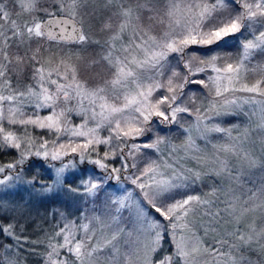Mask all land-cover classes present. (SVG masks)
I'll return each instance as SVG.
<instances>
[{
  "label": "snow or ice",
  "instance_id": "obj_1",
  "mask_svg": "<svg viewBox=\"0 0 264 264\" xmlns=\"http://www.w3.org/2000/svg\"><path fill=\"white\" fill-rule=\"evenodd\" d=\"M11 2L15 3V0H11ZM81 2L82 0H70V6L75 9ZM115 2L117 0H108L109 4ZM8 3L9 0H0V56H2L3 61L10 64L11 61L6 50L9 42L23 43L25 36L31 40L33 37H43L45 33L39 22L33 21L30 26L26 22L21 26L11 19L12 13L8 10ZM118 3V10L113 13L117 22H111L110 18V21L104 26L105 30L113 33L106 55L101 57L112 70V78L105 81L104 86L88 90L85 85L78 81L77 71L71 66H66L63 71L58 66L48 72L43 67L37 68L35 75L38 77L39 91L34 90V85L28 86L25 92L18 88L12 90L11 82L4 81L3 87L9 89L10 94H0V121L7 119L8 124L24 126V135H17L0 125V147L20 150L19 160L0 166V173H4L6 169L16 168L17 164L25 163L30 155L43 156L51 160H62L64 156L78 154L81 163H91L104 170L109 177L115 175L116 179H119V173L122 170L135 169L138 174L133 173L128 178L140 191L137 193L139 199L132 202V213L138 222L145 224L150 230L161 228L165 232L170 230L174 246V250L169 254L158 255L155 261H149L148 264H200L201 258L205 256L212 257V260L206 261V264H213V262L214 264H221L225 257L231 260L232 264H251L247 257L241 256L237 262L236 257L230 253L222 252L220 247L227 244V241H217L210 247H204L203 242L194 235L188 239H185L183 235L178 237V230L192 231L189 214L193 211V206L206 205L209 201L202 200L199 196L186 195L181 192L180 189L186 187L183 183L186 177L181 172L176 171L172 164L145 161V166L141 169L137 162L129 163L128 157L135 161L137 153L142 148H157L163 142V138L157 137L152 143H129V141H135L150 130L149 126L153 123L154 117L157 118V123L170 124L177 122L178 114L189 113L187 106H181L185 85H203L214 92L216 98L223 97L225 93L236 91L253 94L244 102L260 105L261 118L264 120V99H256L257 96L264 98V88L261 87V84H264V79L256 81L250 87L247 85L240 89L234 87V81L239 80L243 60L235 65L229 63L217 66L218 56L200 59L197 55H189L186 51L190 46H202L201 50L211 51L210 46L226 45L229 37L235 38L237 33L242 35L245 28L251 29L260 18H264V0H212L211 3L209 0H135V7L126 6V0H118ZM161 4L164 5V10L158 22L164 24L167 20L168 30L159 36L152 35V22L156 21L158 6ZM21 7L24 11L30 12L36 8V0H22ZM236 9L239 11L236 15H232ZM133 20L137 22L138 26L133 24ZM144 20L149 23L145 25L142 23ZM5 24L11 29L10 35L3 31ZM129 28H132L129 43L116 49V42L123 38ZM72 30L80 42H87L86 36L75 28ZM251 35L252 39L242 44L245 60L255 50L264 51V31H260L259 35L253 31ZM49 38L54 39L52 36ZM171 53L178 54L177 67H183L185 70L183 74L175 68L168 67V56ZM31 59H35V57H31ZM61 65H64V61H61ZM208 69L217 75L207 77V82L193 79L197 73H206ZM7 71V66H3L0 70V77H5ZM53 72L57 76H63L66 82L60 83L51 79ZM46 84L54 85L55 90L50 91ZM107 86L122 93L115 98L120 101L119 106L108 102L106 95H102ZM161 90L163 94L159 98H154V93ZM25 95L35 98L33 102L36 108H48L51 114L44 117L36 115L34 119L31 117L27 119L16 118L17 113L23 116L20 108L15 105L18 101H22ZM79 97L88 101L89 107L82 109V111L90 113V115L84 124L69 129L66 126L65 113L73 109L67 108L66 105ZM78 102L83 104V100ZM227 103L235 104L236 100L227 101ZM9 104L13 106H9ZM58 107L61 108L60 111H56ZM209 110L214 111L215 104H212ZM196 112L197 119H201L199 109ZM216 114L220 115V113ZM89 121L95 122V127H88ZM28 125L47 129L57 136L70 133L71 137H83L84 140L81 143L73 144L70 139L67 145L60 143L56 150H49V141L42 140L37 150L32 152L31 146L35 144V141L27 134ZM101 127L108 129V135L104 138L97 135V131ZM261 127L264 129V125ZM210 130L227 131L219 127ZM51 143L55 145L57 141L53 140ZM101 144L115 145V147L109 148L101 156L97 148ZM125 148L127 149V156L124 154ZM221 151L237 154L234 145L231 147L223 146ZM92 153H96L95 159H90ZM116 157L120 158V167H111L107 161ZM242 158L247 159V154H244ZM221 163L223 165L221 172L230 173L226 162ZM75 167L74 163H67L55 168L53 187L56 185L63 186L65 181L70 179L64 176L65 169ZM192 175L197 179L199 178L198 173ZM71 176L77 177L78 173L73 172ZM10 179L12 177L5 175L3 179H0V185L7 184ZM15 179H20L19 174L16 175ZM29 183H41V181L33 177ZM100 188L101 184L89 178L80 179L75 187H68L66 190L70 193H79L83 189L85 194L94 195ZM42 189L49 190L43 185ZM260 191H264V189ZM249 192H251L250 195L244 194L246 195L245 204L253 201L258 195L257 192L251 190ZM177 196L184 198L176 199ZM233 199L238 201L239 197ZM128 200H130V195L117 196L112 203L117 206L116 210L119 212L121 209L129 207L126 203ZM228 207L233 212L236 210L233 203H230ZM241 207V214L255 209V206L249 208L241 205ZM155 214H158L166 223L157 220ZM15 227L13 224L7 226L0 224V236H12ZM82 228L86 233L90 231L87 224L82 225ZM55 235L63 236L64 242L53 244L50 239L49 248L51 251L47 254V264H68L67 260L53 259L54 255H58L59 248H66L74 256L73 264H77V262L78 264H92L93 261L99 264L102 255L115 259L119 254L117 247L120 236L119 229L113 232L110 237H106L102 243L91 245L87 241L92 240V236H88L87 240L73 242L70 235L65 234V228H61ZM233 235L240 242L242 248L250 249L257 255L264 253V244H261L259 248H252L254 242L264 239V230L248 235L247 238L239 230ZM161 239L160 231H155V240L153 241L155 247H149L150 252L157 251ZM16 240L19 243L20 237L16 236ZM229 248H237V245H229ZM0 264H19V261H14L9 256L0 258Z\"/></svg>",
  "mask_w": 264,
  "mask_h": 264
},
{
  "label": "rangeland",
  "instance_id": "obj_2",
  "mask_svg": "<svg viewBox=\"0 0 264 264\" xmlns=\"http://www.w3.org/2000/svg\"><path fill=\"white\" fill-rule=\"evenodd\" d=\"M93 1V2H91ZM57 4L56 9L60 14L54 15H63L68 16L69 18L74 19L81 27L82 34L86 36L87 42H80L79 40L74 41L78 42L81 47H76L73 51L70 48H60V46L51 47L47 42L37 43V45L30 47V44L33 43L32 40L39 39V37H33L31 40L24 37V42H9L7 47V53L10 60V48L15 47L17 50L19 46L24 47V53L20 54L19 57H26L28 61V73L27 78L24 80L19 79L22 75H14L13 78L9 75L8 71L5 77H0V94L9 95L10 90L3 87L4 81H10L12 85V90L19 89L22 92L27 90L28 86H35L34 90L39 91V82L38 77L35 75V70L37 68L43 67L46 72L52 71L60 66L61 71L66 66H71L72 68L77 69L79 58L84 52L95 53V56L86 57L85 64L87 67L93 68L98 66L97 73L95 74L96 78L93 83H87L80 77L78 81L85 85L88 90H94L99 86H104V82L112 78V70L109 68L108 64L101 59L102 56L106 55L109 44L111 43L110 37L113 35L112 32L105 30V24L110 21L116 23V17L113 16L118 10V0L115 3L109 4L108 0H82L81 4L73 9L70 6V0H54ZM211 3L212 0H209ZM22 0H15V3H12L9 0L8 10L11 15V19L15 20L18 24L23 26L26 22L30 26L33 21L41 23L37 19L36 15L27 14V11H24L21 7ZM99 3L105 8L109 9V15L103 26H100L96 31L97 34L85 32L83 23L81 22V12L83 11L82 7L84 4ZM131 5L135 7V1L129 2L126 0V6ZM231 8V6H230ZM164 5L161 4L158 6V11L160 16L163 15ZM239 10V9H238ZM236 11V10H235ZM232 12V15L237 13ZM156 17L158 23L157 32H151L152 35L159 36L162 32L167 31V20L164 24H160L159 18ZM47 18V17H46ZM145 20L142 23L145 24ZM133 24L137 25V22L133 20ZM255 24L253 27H256ZM138 26V25H137ZM257 33L264 31V26L259 25ZM253 27L251 29L245 28L243 30L244 34H236L240 36V50L239 57L234 62L228 60H223L221 58V52L217 49L211 51H197L202 46H190L186 51L189 55L195 54L200 59H208L211 56H218L217 66H222L226 64H239L243 60V65L239 73V80L234 81V87L240 89L243 86H252L259 80L258 77H255L251 72V67L249 63L251 62V57L254 54V51L251 56L246 60L244 59V50L242 44L247 42V40L252 39L251 33L253 32ZM90 29L93 28L89 26ZM258 28V27H256ZM3 31L11 34L10 27L5 24ZM256 34V33H255ZM132 35V28H129L128 32L124 34L123 38L116 42V49L121 48L122 45H127L129 43V38ZM256 35H259L256 34ZM38 41V40H37ZM19 45V46H18ZM197 47V50L191 48ZM211 47V46H210ZM85 51H81V50ZM18 56V55H16ZM35 59H31V57ZM178 54L171 53L168 56V67L175 68L184 73L182 66L177 67ZM61 61H64V65H61ZM95 62V63H94ZM3 66H8V62L3 61L2 56H0V70ZM80 67L82 65L80 64ZM77 71V70H76ZM217 73L208 69L206 73H197L193 79L196 80H205L207 82V77H215ZM51 79L57 80L60 83H65L63 76H57L53 72ZM49 87L50 91L55 90L54 85L46 84ZM264 88V85L262 86ZM163 94L162 90L154 93V98H159ZM102 95H106L108 102L115 103L119 106L120 101L116 100L117 96L122 95L119 90H113L110 86L105 87V92ZM253 94L236 91L225 93L223 97L216 98L214 92L210 91L209 88L204 87L200 84H190L185 85L184 88V97L181 106H187L189 108V113H180L178 114L177 122L160 124L157 123V118H153V123L149 126L150 130L145 132V134L135 141H129V143L145 144L154 142L157 137L163 138V142L160 143L157 148H142L139 153H137L136 160L133 161L131 157H128L129 163L137 162L138 166L142 169L145 166V161H156L157 163H167L172 164L176 171L181 172L183 176L186 177L184 184L186 188H191V186H196L199 188V192L188 193L186 195L199 196L202 200L209 201L206 205H194L193 211L189 214V220L191 221L192 231L187 230H178L177 236L183 235L185 239L192 237H198L202 242L204 247H210L213 244H216L217 241H227L223 247H220V250L225 253H230V255L236 257L237 262L241 256L247 257L248 261L251 264H256L258 262L257 258H252L249 253L252 251L250 249H244L240 246V242L236 240V237L233 235L234 232L239 230L243 232L245 238L248 235H253L254 233H259L262 231V224H258L257 214L260 213L262 208V203L260 208L242 213V207H249L248 204H245L246 195H250L252 192H257L259 186L252 188L250 186L244 185L242 181V176L247 174L249 170V177L252 176V171H260L261 166H264V129L261 125H264V120L261 118L260 105L245 103ZM257 100L264 99L257 96ZM34 97L24 96L22 101H18L15 105L20 108V111L23 113V116H20L19 113L16 114V118L27 119L29 117L36 118V115L44 117L50 115L51 112L48 108H36ZM83 100L81 105L78 101ZM236 100L235 104L227 103V101ZM212 104H215V110L210 111ZM9 106H13L9 104ZM67 108L73 109L72 111H67L65 113L66 126L69 129L76 128L79 125L84 124V121L88 119L90 113H84L82 109L88 108L89 104L87 100H84L83 97L73 99L66 105ZM199 109V115L201 119H197L196 110ZM61 108H57L56 111H60ZM97 111L99 109L97 108ZM216 113H220L217 115ZM5 115L7 116V110L5 109ZM230 119L226 124L223 125L222 121L225 118ZM231 117V118H230ZM99 119V118H98ZM226 120V119H225ZM0 125L4 126L6 129L15 132L17 135H24V126L16 124H8L7 119L0 121ZM88 127H95V122L89 121ZM222 128L227 131L225 132H216L211 131L213 128ZM86 130V129H84ZM27 134L35 141V144L31 146L32 152H35L39 147V144L42 140H48L49 150H56L60 143L68 144L71 139L73 144L83 142V137H71L70 133H65L63 135L57 136L50 133L47 129H40L39 127L28 125ZM97 135L100 138H104L108 135L107 127H101L97 131ZM57 141L55 145L51 141ZM235 146L236 153L223 152L221 148L223 146ZM115 147V145H98L99 154L102 156L106 150L109 148ZM121 147H123L121 145ZM2 148V147H1ZM14 149V148H13ZM16 153L20 150L15 149ZM125 156H127V149L124 150ZM244 154H247V159L242 158ZM31 156V155H30ZM34 156V155H32ZM37 157V156H34ZM20 158V157H19ZM44 160L50 179L43 186L49 190L45 191L42 189V185L35 186L32 188V191H39L41 194H50L53 191H63L67 189L68 186L74 187L71 185L72 181L76 184L79 183L80 179H89L91 178L94 182L101 184V188L94 195H87L83 192V189L80 190L79 194L82 192V196H85L84 204L81 208V211L78 216V220H69L64 221L62 228H65V234H69L73 242L77 240H87L88 236H92V240H88V244L93 243L99 244L102 243L106 237H110L113 232H116L117 229L120 230L119 244V254L112 259L108 256H101L99 264H148L149 261H155L158 258V255H166L168 250L173 251L174 246L172 244V238L170 230L165 232L163 228L157 230H150L143 223H140L136 220L134 214L132 213L131 206L132 202L139 199L137 193L140 191L136 188L135 185L131 183V180L128 178L136 173L135 169L129 168L127 171H121L119 173V179L115 178V175L109 177L104 170L99 169L97 166L91 163H81L78 154H70L64 156L62 160H51L50 158H44L43 156L38 157ZM96 153H92L90 159H95ZM111 167H120V158H111L107 161ZM226 162L229 172H221L222 163ZM74 163L75 168H66L64 172L65 177H69L63 186L56 185L53 187L55 181V168L61 167L63 164ZM163 170V169H162ZM77 172V177H72L71 174ZM198 173L199 178L197 179L192 174ZM219 173V174H218ZM257 173V177L261 183L264 180V168ZM138 174V173H136ZM5 175L12 177L7 184L0 185V202L1 205L5 208H8L9 199L14 206V201L11 198V192L15 188L19 189L28 185L26 181L20 176V179H15V175H10L9 173H0V179H3ZM28 181V180H27ZM184 188V187H183ZM196 190V189H195ZM130 200L126 201L129 205L127 209H121L117 212V206L112 203L117 196H129ZM257 196H261L259 193ZM239 197V200H234L233 198ZM25 201L28 200V196L24 197ZM2 201H6L5 204ZM33 201V200H31ZM230 203L235 205V211L233 212L231 208L228 207ZM256 206V202L254 203ZM253 206V207H254ZM97 207V208H96ZM252 208V207H250ZM19 212L22 213L21 219L24 222H28L31 218L38 216L40 219L43 218V212L41 209L33 202H27L26 205L19 206ZM36 217L37 220L40 219ZM161 223H166L162 221ZM89 225V232H85L82 228V225ZM67 226V227H65ZM38 227L35 226L34 230H37ZM56 230L50 233V236L47 237L46 241L44 237L35 239L34 244H39L36 248H29L28 243L24 248L23 242H17L15 235L9 236L13 241L11 244H6L2 250V258H7L11 256L13 260H18L19 264H30L28 261V256H33L34 258L39 257V264H47L48 262V252L51 251L49 248V241L53 244L63 243V236H56L55 233L59 232ZM155 231H160L162 239L160 241V247L157 248L156 252H150L149 247H155L153 241L155 240ZM234 231V232H233ZM167 234V241L163 244V237ZM8 236V235H7ZM14 237V238H13ZM236 244L237 248H229V245ZM261 244H264V240L259 242H254L252 248H259ZM168 246L170 248H168ZM239 249V250H237ZM254 253V252H253ZM256 254V253H254ZM70 259H67V256ZM257 255V254H256ZM263 258V254L257 255ZM54 260H67L69 262H74V256L67 251L66 248H59L58 255L53 256ZM212 260L211 256H205L201 258L200 264H206V261ZM78 264V262H77ZM92 264H96V261H93ZM214 264V262H213ZM221 264H232L231 260H228L227 257L221 261Z\"/></svg>",
  "mask_w": 264,
  "mask_h": 264
},
{
  "label": "trees",
  "instance_id": "obj_3",
  "mask_svg": "<svg viewBox=\"0 0 264 264\" xmlns=\"http://www.w3.org/2000/svg\"><path fill=\"white\" fill-rule=\"evenodd\" d=\"M95 1V0H94ZM98 1V0H97ZM135 0H128L129 2H133ZM93 2V1H91ZM100 2V0H99ZM101 3V2H100ZM56 3L54 0H36V8L32 11H27V14L30 13L31 15H36L37 19L42 21L46 17H49L50 15L54 14H60L56 9ZM83 11L81 12V22L84 25L85 32L93 34H97V29L100 26H103L105 21L108 18L109 9L105 8L103 5L99 3H95V5H92V3L84 4L82 7ZM46 10V11H45ZM239 10L236 9L235 13H237ZM234 12V11H233ZM159 13V11H157ZM147 15V14H145ZM157 16H160V14H157ZM145 25H147L149 22L145 20ZM153 30L155 33L157 32L158 23L157 21H153ZM256 27H253V31L257 33L258 29H260L259 25H264V18H260ZM91 26L95 32L92 31V29L89 28ZM240 34V33H237ZM244 34V32H243ZM38 40V41H37ZM33 43L30 44V47H33L37 45V43H45L47 42L49 46H60V48H70L71 51H73L77 46L79 45L78 42H67L57 39H50L49 37L43 36L39 37V39L32 40ZM19 46V45H18ZM18 50L15 47L10 48V52L12 53V57L10 55V61L11 63H8V73L11 76V78L14 77V75H22L19 79L24 80L27 78L28 73V61L26 57H19L20 54L24 53V47L19 46L17 47ZM193 50H197L198 48H191ZM217 49L221 52V58L223 60H228L230 62H234L239 57V50H240V36L236 35L235 38L229 37L228 43L226 45H222L220 47H216L215 45L211 46V50ZM82 52L85 50H81ZM197 51H203L201 48H199ZM81 54L82 56L79 58L78 66H77V74L78 77L86 81L87 83H95L94 79L96 78L95 74L97 73V69L99 68L97 65L93 68H90L86 66L85 58L86 57H93L95 56V53L92 52H84ZM18 55V56H16ZM251 62L249 63L251 67V72L255 77H258L259 80L264 79V51L256 50L254 54L251 57ZM80 64L82 67H80ZM262 86L264 84H261ZM231 118V117H230ZM226 119V120H225ZM222 121V124L225 125L226 121L228 120V123H230V119L225 118ZM19 160V155L16 153L15 149L13 148H1L0 147V166H5L9 163H15ZM264 168V166H261V169ZM260 169V171H261ZM260 171H252L253 175L249 177V170L247 171V174H244L242 176V181L244 182V185L250 186L252 188H255V186H259L257 193H259L261 196H257L253 201H250L248 203L249 208L254 206V203L256 202L255 208L258 209L261 206L262 208L260 210V213L257 214V221L258 224H262V230H264V191H260L264 189V180L263 183L260 182V180L257 177V173L254 172H260ZM4 173H9L10 175H17L21 176L28 185H22L24 186V189L22 187H19V189L15 188L13 192H11V198L14 201V206L11 203V199H9L8 208H5L1 205L0 202V224H3L7 226L8 224L15 225V229L13 232V235L20 237V242H23V246H20V248H24L26 246V243H28L29 248H36L39 244H34L33 241L35 239H39L43 236L44 240L46 241L47 237L50 236V233L59 230L63 226L64 221L69 220H78L79 213L81 211V208L84 204L85 196H82L79 193H70L65 189L63 191H53L50 194H41L39 191H32V188L35 186L42 185V183H46L49 181V173L46 167V163H44V160L34 157V156H28L27 160L23 164H17L16 168L13 169H6ZM36 177L37 180H40L41 183H29V181H32V178ZM28 180V181H27ZM32 188H31V186ZM72 186H76L77 184L72 181ZM71 187V186H68ZM196 189V190H195ZM181 192L188 194L193 193L194 191L199 192V188L196 186H191V188H181ZM28 196V200L25 201L24 197ZM184 197L177 196L176 199H182ZM33 200L36 205L41 209L43 212V218L40 219L38 216L37 218L40 219L37 220L36 217L31 218L28 222H24L23 219H21L22 213L19 212V206L26 205L27 202H33ZM3 204L6 203V201H2ZM168 203H171V201H168ZM97 208V207H96ZM156 215L157 220H161V218ZM35 226L38 227L37 230H34ZM234 232V231H233ZM236 233V232H234ZM14 238V237H13ZM12 238H10L7 235L0 236V245H3V247H0V258H2V250L4 249L6 244H11L13 241H11ZM167 234L163 237V244L167 241ZM264 240V239H263ZM168 248H170L168 246ZM171 251L168 250L167 253H170ZM252 258H257L258 262L256 264H264V253L263 258L257 256L253 252L249 253ZM67 259H70L68 255ZM28 261L30 264H39L40 258L33 256H28ZM68 264H73L72 262H69Z\"/></svg>",
  "mask_w": 264,
  "mask_h": 264
},
{
  "label": "water",
  "instance_id": "obj_4",
  "mask_svg": "<svg viewBox=\"0 0 264 264\" xmlns=\"http://www.w3.org/2000/svg\"><path fill=\"white\" fill-rule=\"evenodd\" d=\"M42 30L46 37H54V39L72 42L77 41L76 33L73 28L82 33L80 25L72 18L63 15L49 16L41 21Z\"/></svg>",
  "mask_w": 264,
  "mask_h": 264
},
{
  "label": "flooded vegetation",
  "instance_id": "obj_5",
  "mask_svg": "<svg viewBox=\"0 0 264 264\" xmlns=\"http://www.w3.org/2000/svg\"><path fill=\"white\" fill-rule=\"evenodd\" d=\"M58 40V39H57Z\"/></svg>",
  "mask_w": 264,
  "mask_h": 264
}]
</instances>
